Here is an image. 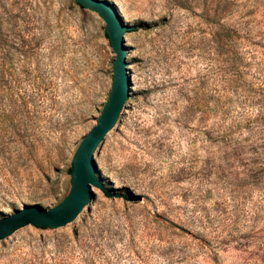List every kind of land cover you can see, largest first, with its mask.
<instances>
[{"label": "rangeland", "instance_id": "374dc122", "mask_svg": "<svg viewBox=\"0 0 264 264\" xmlns=\"http://www.w3.org/2000/svg\"><path fill=\"white\" fill-rule=\"evenodd\" d=\"M130 96L99 147L109 192L0 264H264V0H111ZM105 21L76 0H0V218L70 192L108 98Z\"/></svg>", "mask_w": 264, "mask_h": 264}, {"label": "water", "instance_id": "95a60500", "mask_svg": "<svg viewBox=\"0 0 264 264\" xmlns=\"http://www.w3.org/2000/svg\"><path fill=\"white\" fill-rule=\"evenodd\" d=\"M83 8L97 13L105 21L115 58L108 98L95 125L83 137L73 157L71 190L57 205L45 207L41 203H28L14 213L0 218V241L17 230L36 227H62L75 220L83 209L96 198L95 187L108 196H122L107 190L101 181L96 154L108 133L118 122L130 96L132 78L128 68L125 22L117 4L111 0H76Z\"/></svg>", "mask_w": 264, "mask_h": 264}, {"label": "trees", "instance_id": "16d2710c", "mask_svg": "<svg viewBox=\"0 0 264 264\" xmlns=\"http://www.w3.org/2000/svg\"><path fill=\"white\" fill-rule=\"evenodd\" d=\"M71 171V170H70Z\"/></svg>", "mask_w": 264, "mask_h": 264}]
</instances>
